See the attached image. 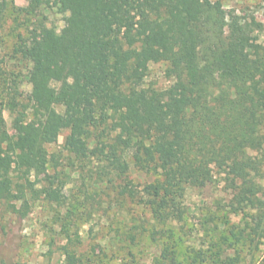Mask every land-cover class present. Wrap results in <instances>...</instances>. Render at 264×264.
Segmentation results:
<instances>
[{
    "label": "trees",
    "instance_id": "16d2710c",
    "mask_svg": "<svg viewBox=\"0 0 264 264\" xmlns=\"http://www.w3.org/2000/svg\"><path fill=\"white\" fill-rule=\"evenodd\" d=\"M49 4L63 14L62 27L37 17L14 48L28 63L31 116L15 117L24 130L13 135L0 106V201L62 200L64 182L46 173L47 145L67 130L63 148L95 161L101 182L124 180L128 162L156 175L119 183L117 195L159 221L180 219L186 189L212 181L216 169L230 176L228 209L264 223L253 181L264 167V44L252 25L201 0H30L29 7ZM151 62L166 63L167 86L145 85ZM64 252V264H77L74 251ZM169 252L162 248L160 264H175Z\"/></svg>",
    "mask_w": 264,
    "mask_h": 264
},
{
    "label": "rangeland",
    "instance_id": "374dc122",
    "mask_svg": "<svg viewBox=\"0 0 264 264\" xmlns=\"http://www.w3.org/2000/svg\"><path fill=\"white\" fill-rule=\"evenodd\" d=\"M201 1L236 13L264 44V0ZM29 3L0 0V106L6 129L13 135L24 130L15 124V117L21 111L25 121L31 116L28 63L14 50L19 36L27 35L40 16L57 30L64 23L63 14L52 4L32 10ZM165 68V62H151L145 85L167 86ZM12 96L18 102L13 111L6 107ZM56 108L62 110L60 105ZM67 133L62 130L56 142L47 145L46 173L64 182L62 200L27 195L12 204L0 201V260L6 264H64L65 248L75 252L77 264H160L164 246L175 264H258L263 257L264 223L228 209L233 188L226 172L215 169L212 181L186 189L180 219L159 221L150 208L128 195H117L119 183L140 185L156 175L128 162L124 180L114 176L115 188L101 182L95 161L81 162L63 148ZM259 171L262 174H255L253 181L264 206V167ZM228 258H233L231 263Z\"/></svg>",
    "mask_w": 264,
    "mask_h": 264
}]
</instances>
